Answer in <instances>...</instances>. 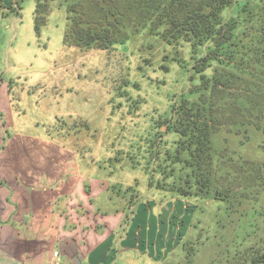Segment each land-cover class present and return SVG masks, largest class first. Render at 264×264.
Returning a JSON list of instances; mask_svg holds the SVG:
<instances>
[{
	"label": "rangeland",
	"instance_id": "rangeland-1",
	"mask_svg": "<svg viewBox=\"0 0 264 264\" xmlns=\"http://www.w3.org/2000/svg\"><path fill=\"white\" fill-rule=\"evenodd\" d=\"M74 1L0 0V134L49 139L106 180L97 206L126 210L122 223L139 233L142 264L239 263L264 240V181L255 183L264 170L250 162L262 161L264 134L247 124L220 133L232 158L218 156L215 171L224 163L234 174L229 198L189 186L174 159L180 136L166 126L200 90L193 65L204 49L153 34L110 50L79 45L66 10ZM236 114L225 117L231 127Z\"/></svg>",
	"mask_w": 264,
	"mask_h": 264
},
{
	"label": "trees",
	"instance_id": "trees-1",
	"mask_svg": "<svg viewBox=\"0 0 264 264\" xmlns=\"http://www.w3.org/2000/svg\"><path fill=\"white\" fill-rule=\"evenodd\" d=\"M66 10L71 37L79 45L110 50L131 36L153 34L204 49L193 65L200 90L182 99L166 129L180 136L174 159L184 165L181 172L189 186L229 198L235 176L224 168L232 157L220 133H235L247 124L264 134V0H75ZM34 23L37 30L36 16ZM231 113H237L234 127L225 118ZM218 156H225L219 175ZM250 162L264 170V157ZM256 178V185L264 181ZM188 190L177 188L181 194ZM259 240L260 246H250L236 264H264V240Z\"/></svg>",
	"mask_w": 264,
	"mask_h": 264
},
{
	"label": "crops",
	"instance_id": "crops-1",
	"mask_svg": "<svg viewBox=\"0 0 264 264\" xmlns=\"http://www.w3.org/2000/svg\"><path fill=\"white\" fill-rule=\"evenodd\" d=\"M83 164L49 139L0 134V264H142L126 210L97 206L108 182Z\"/></svg>",
	"mask_w": 264,
	"mask_h": 264
},
{
	"label": "built area",
	"instance_id": "built-area-1",
	"mask_svg": "<svg viewBox=\"0 0 264 264\" xmlns=\"http://www.w3.org/2000/svg\"><path fill=\"white\" fill-rule=\"evenodd\" d=\"M53 256H54L55 258H58V252H57V251L53 252Z\"/></svg>",
	"mask_w": 264,
	"mask_h": 264
}]
</instances>
